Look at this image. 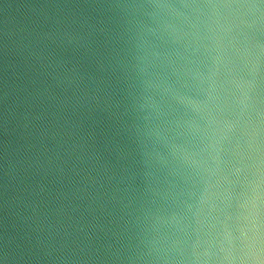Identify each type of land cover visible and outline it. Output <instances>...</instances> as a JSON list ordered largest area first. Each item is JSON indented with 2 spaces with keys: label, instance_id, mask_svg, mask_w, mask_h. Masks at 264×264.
Listing matches in <instances>:
<instances>
[{
  "label": "water",
  "instance_id": "obj_1",
  "mask_svg": "<svg viewBox=\"0 0 264 264\" xmlns=\"http://www.w3.org/2000/svg\"><path fill=\"white\" fill-rule=\"evenodd\" d=\"M0 264H264V0H0Z\"/></svg>",
  "mask_w": 264,
  "mask_h": 264
}]
</instances>
